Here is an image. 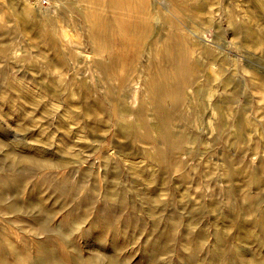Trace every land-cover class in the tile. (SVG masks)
Masks as SVG:
<instances>
[{"label":"bare ground","instance_id":"obj_1","mask_svg":"<svg viewBox=\"0 0 264 264\" xmlns=\"http://www.w3.org/2000/svg\"><path fill=\"white\" fill-rule=\"evenodd\" d=\"M84 1H86V3L90 5V7H93V9L87 10L74 7L70 9L74 14L76 22H79L81 26L82 23H84L87 29L84 40L78 41L75 45L78 53L77 62H79L76 63L77 65L75 64L73 67H70L71 71L74 72L72 79L83 90L80 98L78 99V103H76V106L81 108V113H79L75 109L71 115H65L64 111H57L56 120L57 126L59 127L60 131L64 132L65 136L67 135V137L72 139L76 138L74 139V143H70L67 145L70 148L76 147L75 149H77L78 151L71 152L69 153V155H66L64 153V149H62L59 153L60 155L58 156H62V158L64 157L67 160H60L61 158L58 159L56 156H48L47 153L50 149V142L47 140L42 141L44 145H41V151L44 156L40 157L28 154L27 152L14 153L15 150L10 148L11 146L8 147L7 150L3 149V155L0 157V187L3 189V192H0V213L5 210L4 215H8L11 217L7 219L12 224L18 226L16 228H19L25 235L32 234L36 236L34 247L36 248L38 253L35 256H32L29 250V246L17 247L13 245L9 239L6 241L0 240V264H67L65 256L63 254H60L58 252L59 249L56 248V246L60 244H67L69 247H71L72 250L76 252L74 258L72 257L74 261L72 264H130V262H132V256L128 255L124 258H121L114 252L124 248L127 243L133 244L135 242L136 235L134 234V230L132 231V227H137L140 231L145 229V227H142L143 223L135 218L136 213H133L134 211L129 212L128 214H126L125 212L128 208L131 207L139 206L140 208L141 204L144 202L141 201L142 203L139 204V202H136L133 199H129L126 195L127 189L125 187L118 186L119 177H121V175L123 174H126L134 181H137L138 178L135 175V172L142 175L146 173V169L138 168L137 170L136 165L134 166V164H132L131 162L127 163L126 160H129L132 154H142L143 157L141 158L145 157L147 160H151V163L153 162L157 166H159V170L157 168L158 171L156 170L157 172L155 171L149 177V182L153 184L160 177L161 173L165 174V172L168 171L172 166L175 168H183L184 166H186L187 161L183 160V158L181 160V157L182 155H187L188 157L196 155L199 148H189L187 146V143L197 140V137H195L191 132L187 131L188 129H186V131H176V129L174 128L175 126L173 118L175 117V115L180 114V112L178 113V111H181L186 105H188L187 108L190 107L191 110H194V107H191L193 101H196L201 110H203L204 107V110H208L209 108L206 109L207 107L205 106V104L207 103V96L208 98L210 97L213 99L212 102L214 107L210 105L211 110L214 108L212 112L215 109L218 112V117L216 116L217 120L215 122L216 129L222 134L223 131H229V123L225 118L226 114H223L224 112H222L223 102L221 103V99L219 98V96H215L218 93L217 90H210V87L208 86V88L205 83L203 85L197 84V80L201 79L199 78L200 71L204 70L207 72H205L206 80L211 79L210 71L208 72V65L211 64V62L203 69L204 62H201L198 56L200 53L196 52L195 47L196 45L198 46V44L200 45L201 41L199 38L201 37H199V35L201 34L202 36V32H200L199 35H196L198 36V38H194L192 36L193 33L192 35H190L191 32L188 26L189 22L186 21L187 17L185 18L184 13L181 9L182 5L185 3L183 2L184 0H180V3H183L181 4V7L178 3L179 0ZM211 1L214 2V0ZM186 2L189 3L190 1L187 0ZM215 3L216 2H214L213 4ZM218 4L220 3L218 2ZM196 5L191 6L195 7L196 9ZM104 7L107 8V11L108 8L112 9L114 14H103L101 12V9ZM183 7L185 8V6ZM204 7L206 8V6ZM202 9L204 10V8ZM228 13H231L232 15L231 11ZM37 15V13L30 14L28 16L23 15L18 17V20L20 21V24L29 26L36 25L37 27L40 26L43 32L41 42H44L48 40L50 36L53 37L51 31H55V21L50 17H46L44 18L45 21L40 22L37 20ZM189 20L191 19L189 18ZM210 20H206V22ZM192 23L193 22H191L190 24ZM29 26L26 27L29 28ZM63 28L65 29V27ZM232 28L241 31L247 40L252 39V41H258L257 38L255 39L254 31L256 29L252 30L253 27L246 26V24H240L236 26L233 25ZM232 28L230 29L233 30ZM195 29L196 31H198L199 27L198 29ZM65 30L67 31V29ZM192 31H194V29H192ZM234 31H232V34H234ZM67 33L69 34V32ZM194 33L196 34L197 32ZM58 39L60 40L61 38ZM3 41L6 40L4 39ZM214 41L218 42V40L216 41V39H214ZM258 42H260V38ZM58 43L59 41L57 42V44H51V46L55 48L57 59L63 61L62 63H64L67 52L66 50H60ZM219 43H217V45ZM205 45L206 44L204 43L202 47H205ZM251 45L253 46V42ZM222 48L225 47L222 46ZM205 49L209 52L212 51L209 48L207 49V47ZM205 49L202 48V50ZM220 51L219 53L221 54ZM215 52L218 53L217 50ZM195 53L198 54L195 55ZM203 53L204 51H202V54ZM107 56L112 58V61L110 63L104 61V58ZM216 56L217 54L213 57L216 58ZM204 57L203 59H205ZM235 58H232V60L235 61ZM156 59H160L159 65L152 64V62ZM229 63L230 62H228V64ZM58 65H60V63H57V61L53 58L52 61L49 62L51 71H57L56 67ZM32 67L34 66L32 65L31 68ZM64 68L65 67L63 66L62 69ZM121 69H124V71H121ZM209 70H211V68ZM227 70L229 71V68ZM96 71L102 73L104 79L110 81L117 80V86L110 84L105 88L104 92L96 90L92 85L88 83V78L96 76ZM29 75H31V72L29 73ZM40 77H42V75H40ZM35 78L36 77H34V79ZM214 78L219 79L221 82H224V84L226 83L227 85L232 81L230 73L226 74L221 71H217ZM34 79L31 80L34 81ZM40 79L42 80V78ZM45 81L46 80H44V82ZM142 83L144 84L145 89L144 92L140 94L139 87ZM13 86L18 92H21V86ZM190 86H193L194 88L193 95L195 98L192 97L188 92V88H190ZM229 86L231 85L229 84ZM73 89L75 90V87ZM213 91H216V93H214ZM50 92L52 91L50 90ZM25 98L28 101L37 103L36 105L39 104L29 90L26 92ZM225 100L229 101V99ZM137 102L139 103L137 104ZM170 102H175L176 107L174 109L169 108V104L171 105ZM75 108L77 109V107ZM149 110H152V118H149V116L147 115V112ZM1 113L4 112L2 111ZM196 113H198V111H193V113L189 116L180 114L185 119L184 127L189 128L193 126L194 118H197L195 116L198 115ZM132 115L135 119L130 121L129 117ZM227 118H229V116H227ZM66 119H68V121ZM33 121L34 119H31L28 122L17 121L16 127L19 130L30 132L32 129V127H30V124H32ZM70 123L76 125V127L70 126L72 128L70 129ZM107 123L114 126V128L112 130V133H107L106 136H103L100 134V131L103 130L105 126L104 124ZM237 123L241 124L242 122L240 121ZM240 124H235L234 126L239 125L241 128ZM79 126L84 129L83 132L86 137H89V140L84 139L82 136H79L82 132L81 129H78ZM234 130L235 129H233L232 133L238 132ZM236 135L240 136L243 135V133L241 134V132H238ZM121 136L125 138L131 136L132 139L133 137H135L144 140L151 144V148L145 147L143 149H135L132 146L133 143L128 141V139L123 143L118 142V137ZM229 136H234V134H229ZM109 137L111 139V142L113 143V146L115 147L116 154L118 156L117 161L114 163L111 162L109 160V153L103 154L104 152L94 156V159L97 161L91 160V157L96 153V148H103L105 145H107ZM232 142H235V140ZM34 143H36V141ZM2 144L3 141L2 139H0V147L2 146ZM225 161L228 165L231 164V158L229 154L225 155ZM149 162L150 161H148V164ZM123 163L128 165V167L126 166L127 169L122 167ZM84 165L86 167H84V170L82 171L83 174L81 177V181L76 185H69L70 176L59 179L55 175L56 169H63L65 167L71 166L70 172H77ZM151 165L149 166H154ZM97 169L99 173L100 170L101 172H103L104 170L102 174L104 176L106 190L104 192L103 199L113 201V203H109L110 205L108 206H105L101 202V205H98L97 207L95 204L97 202V199L95 198L94 193H86L84 196L82 195L83 197L81 200H77L81 184H84V181H82V179H85L87 173L96 174ZM11 172H14L15 175L10 176ZM37 172L42 173V176L33 181L35 187L39 191L48 193L49 195H46L47 197H43L40 192L34 193L32 192V190H29L28 196L23 199L21 197V193L26 189L27 183L30 181L31 176H33L32 174H35ZM230 174L232 175V171H229V175ZM99 175H101V173ZM161 179H163V177H161ZM164 179L166 180V178ZM102 180L101 182H103ZM182 181H184L183 178ZM125 182L126 180H124V184H126ZM157 182H160V180ZM93 184L94 186L92 187V189H95L94 187H97L96 183ZM156 187H152L151 190L156 192ZM145 188H147V186ZM226 188L227 186L225 187V189ZM227 191L228 190H226V192ZM232 191L233 189H231V192ZM7 193H10V196H6ZM137 194L140 195V193ZM64 196L68 197L69 200H60V198ZM238 196H240V194ZM244 199L245 204L243 206V214L232 212L231 210H233L234 207L233 205H231L228 206L229 211H225L222 214V217L218 218L222 220L227 228L231 227L235 229L233 235L228 236L225 233L224 227L223 229L216 226L217 228L215 227L214 230L213 241L208 242L207 234L203 226L200 227L198 231L196 230V232H192L187 229V231L179 233V230L176 227V223L180 220V217L177 214L169 213L168 217L166 218L167 222H165L164 224L159 223L157 213L154 209V207L156 205L158 206V204L161 202L159 195L158 193L147 195V201L150 204L147 206L144 205L145 211L149 215H153L155 218H153L154 220L151 229L143 237L144 258L140 257V259H143L144 264H165L161 262L160 256L162 257L163 253L167 254L168 252L173 251L177 255H179V259H181L180 262H175V264H264V208H260L261 198L258 194H248ZM48 200L53 202L51 203L50 207L45 205L46 201ZM59 201L60 203H58ZM216 202V199H214L213 205H217ZM53 206L56 207V209ZM93 207L94 209H98L97 213L94 212ZM62 212H66V214L68 215V219L66 220L67 222L63 224L62 221L64 219L58 222H54L55 216L58 213ZM92 213H94V215L90 220L88 218ZM201 213V210L195 211L193 222H196L195 220L200 218ZM190 219H192L191 216ZM190 219L189 221H191ZM187 220H185L186 223L188 222ZM116 222H120L121 226L120 228H113L111 230V235H113L112 238H110L113 241L111 245L113 246L114 251L94 253V250L90 248L88 255L85 253V256L83 257V254H80L82 253V251L76 244V236L90 235V233L87 232V227H89L88 229L92 228L93 234H96L97 230H99L100 228L101 232H99L100 230L98 231L100 235L96 234L98 236L93 235L91 237H93V239L96 238L100 243L103 244L106 241L105 234L110 232L109 228H111L112 223ZM213 222H217V219L215 218ZM215 225L218 224L215 223ZM141 232H144V230ZM119 239H123L124 243L126 244L123 245V243H120V241H118ZM249 241H251L252 245H255L254 248L250 246L242 247V244L240 242ZM89 242L87 241L85 244ZM64 253L66 254V252ZM8 254H10L11 256L10 259L8 258Z\"/></svg>","mask_w":264,"mask_h":264},{"label":"rangeland","instance_id":"obj_2","mask_svg":"<svg viewBox=\"0 0 264 264\" xmlns=\"http://www.w3.org/2000/svg\"><path fill=\"white\" fill-rule=\"evenodd\" d=\"M186 1L187 0H184L183 2L185 3L183 4L182 2L180 3L179 0L178 3L180 7L181 4H183L181 9L184 13L185 18L187 17L186 21L189 22L188 26L191 32L190 35H192L193 33L192 36L194 38H198V36L196 35L197 34L199 35L200 32H202V36L201 34L199 35V37H201L199 38L201 41L200 45L198 44V46L196 45L195 47H196V52L200 53L198 56L201 62L202 63L204 62L203 69L211 62V64L208 65L209 66L208 72L210 71L211 79L206 80V74H205L206 71L204 70L200 71L199 78L201 79L197 80V84L203 85L205 83L207 87L208 86L210 87V90L211 89L217 90L218 93L215 96H219V98L221 99V103L223 102L222 112H224L223 114H226V116L225 115L224 116L229 123V131L228 130L223 131L222 134L218 132V130L216 129L215 122L217 120L216 116L218 117V112L216 109L214 110L215 113L214 111L212 112V110L214 109L213 108L214 105L212 102L213 99L210 97L209 99L207 96V103L205 104V106L207 107L206 109L209 108L208 110H204L205 107L203 110H201V108L197 105L196 101H193L191 107L192 108L194 107V110L193 109L191 110L190 107L187 108L188 105H186L183 107L181 111H178V113L180 112V114L182 115L184 114L188 116L191 115L193 111L194 112L198 111V113L196 114H198L199 116L198 115L195 116L198 119L194 118L192 127L189 128L184 127L185 119L180 114L175 115V117L173 118V122L175 126L174 128L176 129V131L178 130L186 131V129H188L187 131L191 132L195 137H197V140L187 143V146L189 148H193V149L199 148L196 155L190 157H188L187 155L185 156L182 155L181 157V160L183 158V160L187 161L186 166H184L183 168H175L172 166L168 171L165 172V174L164 173L160 174V177L157 179V181L160 180V182L156 181L153 184L149 182V177L157 170V168L159 170V166H157L153 162L151 163V160H147L145 157L141 158L143 157L142 154H136V153L132 154L129 160L128 159H127L128 161L126 160L127 163L131 162L132 164H134V166L136 165L137 170L138 168L146 169V173L142 175L137 174L135 172V175L138 178L137 181H134L126 174H123L121 175V177H119L118 186L125 187L127 189L126 191L127 197L129 199H133L136 202H139V204L142 203L141 201L144 202L141 204L140 208L139 206L131 207L125 211L126 214L133 211H134L133 213H136L135 218L143 223L142 227H145V229H143L144 232H141L143 230L140 231L137 227H132V231L134 230V234L136 235L135 238L136 240L134 242L135 244L134 243H133L134 245L129 243L126 244L124 243L123 239H119L118 241H120V243L126 245L121 250L114 252L117 256L121 258H124L125 256L128 255L132 256V262H130V264H144L143 259H140V257L144 258L143 237L151 229L154 220L153 218H155L153 215H149L145 211L144 205L147 206L150 204L147 201V195H152L153 193L154 194L158 193L159 195L161 202L158 204V206L156 205L154 207L155 212L157 213L158 216L159 223L164 224L165 222H167L166 218L168 217L169 213L177 214L180 217V220L176 223V227L179 230V233L183 231H187V229H189L192 232L194 231L196 232V230L198 231L200 227L203 226L207 234L208 242L213 241L214 230L216 226L218 228L224 227L225 229L224 228L223 229L225 230V233L228 236L233 235L235 229L231 227L227 228V226L222 222V220L218 218L222 217V214L225 211H229L228 206L231 205H233L234 207L233 210L230 209L232 212L243 214V206L245 204L244 198L246 197V195L258 194L261 198L260 208H264V24H263L264 0H255V1L254 0H214V2H216L215 4H213L214 2L211 0H209V2L208 0L207 1L203 0L204 2L202 0H189L190 1L189 3ZM218 2L220 4H218ZM255 4H257L259 7ZM191 5L193 6L196 5V9ZM183 6H185V8ZM204 6H206V8ZM73 7L87 9V10L93 9V7H90V5L87 4L86 1L84 0H0V41H1L0 42V110L2 109L0 111V139H2L3 141V144L0 147V151H1L0 157L3 155V149L7 150L8 147L10 146H11L10 148L15 150L14 153L27 152L28 154H32L34 156L36 155L38 157L44 156L41 151V147L44 145L42 141L44 140L50 142L49 148L51 150L49 149L47 155L52 157L56 156L58 159L61 158L60 160H67L64 157L62 158V156L60 157L58 156L60 155L59 153L61 152L62 149H64L65 151L64 153L66 155H69V153L71 152L78 151L77 149H75L76 147L70 148L67 145L70 143L71 144L74 143V139L76 138L72 139L67 137V135L65 136L64 132L60 131L59 127L56 124L57 111H64L65 115L66 114L71 115L75 109L76 111L81 113V108L76 106V103H78V99L80 98L83 90L72 79L74 72L71 71L70 67H73L76 63L79 62V61L77 62L78 53L75 45L78 41L84 40L87 29L84 23H82L81 26L79 22L78 23L76 22L74 18V14L70 10ZM202 8H204L205 11ZM227 11L228 12L231 11L232 15ZM101 12L103 14L105 13L106 15L114 14L112 9L108 8L107 11L106 7L102 8ZM34 13L38 14L37 20L40 22L45 21L44 18L46 17H50L55 21V29H54L55 31H51L53 34L51 35L53 37L50 36L49 39L44 42H41L43 32L40 26L37 27L36 25L29 26V25L20 24V21L18 20V17L20 16L23 15L28 16ZM228 14H230L231 16ZM188 16L191 20H189ZM206 20H210L211 22L207 21L208 22L207 23ZM191 22L193 23L190 24ZM71 24L73 25V27ZM215 24L216 26L218 25L217 28ZM232 24L234 26L240 24L241 25L246 24V26L253 27L252 30L256 29L254 31L255 39L257 38V40L259 41L260 38V42L252 41V39L247 40L241 31L232 28L233 26ZM26 26L27 27L29 26V28H27ZM57 27L59 28V30ZM63 27H65L67 31ZM194 27L197 29L199 27L198 29L199 32L196 31ZM230 28H232L233 30H231ZM192 29H194V31H192ZM232 31H234V34H232ZM67 32H69L70 35ZM194 32L197 33L195 34ZM217 33L219 36L217 35ZM58 38H61L60 39L61 41ZM4 39L6 41H3ZM214 39H216V41L218 40V42H215ZM56 41L57 42L59 41L58 44L60 50L63 51L66 50L67 52L64 63H62L63 61L57 59V56L55 54L56 53L55 48L51 46V44H57ZM251 41L253 42V46L251 45L252 44ZM204 43L206 45L205 47H202ZM217 43L221 44L225 48H222V46L219 44L217 45ZM206 47L207 49L209 48L212 51L211 52L207 51L205 49ZM202 48L205 50H202ZM216 50L218 53L215 52ZM202 51H204L203 54ZM213 51L215 52V54ZM219 51L221 52V54L219 53ZM223 51H224V55H226L227 57L223 55ZM198 53H195V55ZM216 54H217L216 58L213 57ZM229 55L232 57H230ZM51 57L55 59L57 63H60V65L56 67L57 71H51L50 69L49 62L52 61ZM203 57L205 59H203ZM232 58L233 59L235 58V61H233ZM213 60L214 61L216 60L215 63ZM104 61L110 63L112 61V58L107 56L104 58ZM226 61L230 62L229 64L231 66ZM159 62L160 59H156L152 62V64L159 65ZM220 64L222 67L220 66ZM223 64H225L226 66ZM30 65L31 66L33 65L34 67L37 68L32 67L33 68L32 69ZM63 66L65 67L64 69H62ZM210 68L211 70H209ZM228 68L230 72L227 70ZM58 69L61 71H59ZM121 71H124V69H121ZM217 71L219 72L221 71L226 74L230 73L232 81L227 85L226 83L224 84V82H221L219 79L214 78ZM30 72L31 75H29ZM40 75H42V77H40ZM232 75L235 77H233ZM34 77L36 78L34 79ZM40 78H42V80ZM43 78L44 80H46L45 81L46 83L44 82ZM31 79H34L35 82L32 81ZM88 83L92 85L96 90L100 92H104L105 88L110 84L117 86L118 81L117 80L110 81L104 79L103 74L100 73L99 71H96V76L88 78ZM229 84L231 86H229ZM13 85L21 86L22 87V88L20 87L21 92H18ZM42 85L43 87L46 86L44 87L45 89L42 87ZM74 87L75 90L73 89ZM139 89H140L139 93L142 94L145 89L143 83L140 85ZM188 89H189L188 90L189 94L192 97H194L193 86L192 87L190 86V88ZM28 90L33 94V96L39 103L38 105H36L37 103H33L31 101L26 100L25 97H26V92ZM50 90L52 92H50ZM214 93H216V91ZM225 99H229V101H226ZM138 103L139 102H137V104ZM170 103L171 105L169 104V108L174 109L176 107L175 102H170ZM74 105L75 107H77V109L74 107ZM210 105L213 106L212 110L210 109ZM197 107H199L200 109ZM2 111L4 113H1ZM147 115L149 116V118H152L153 117L152 110H149L147 112ZM227 116H229V118H227ZM31 119H34V121L32 124H30L31 125L30 127H32L30 132H27L25 130H19L16 127L17 121L28 122ZM134 119L135 118L133 115L129 117L130 121ZM66 120L68 121V119ZM236 121L237 122L241 121L242 123L240 124L237 123ZM235 124L236 125L240 124L241 128L239 125L234 126ZM104 125L105 126L103 130L100 131V134L106 136L107 133H112L114 126L109 125V123ZM70 126L76 127V125L71 123L69 124V128L72 129ZM78 129L82 130L81 133L79 132L80 133L79 136L80 137L82 136L84 139L89 140L88 139L89 137L88 136L86 137V135L83 132L84 129L81 126H79ZM233 129H235L234 131L241 132V134L243 133V135L237 136L236 134L238 132L232 133ZM229 134L230 135L234 134V136H229ZM37 135H39L40 137ZM41 137L44 139H42ZM110 137L108 139L107 145H105L103 148H96L95 151L96 153L91 157V160L97 161L94 159L95 158L94 156L104 152L103 154L109 153L110 156L109 160L111 162L114 163L117 161L118 156L116 154L115 147L113 146ZM130 137L131 136H129L128 138L122 136L118 137V142L123 143L128 139V141L133 143L132 146L135 149L138 148L143 149L145 147L151 148L150 143L135 137H133V139L132 137L131 138ZM33 140L34 142L36 141V143H34ZM234 140L235 142H232ZM229 141L232 143H230ZM226 154L230 155L231 158L230 165H228L225 161ZM131 158L134 160H132ZM148 161H150L149 164ZM149 165L151 166L154 165V166L150 167ZM126 166L128 167L127 164L124 163L122 164V167L125 169H127ZM84 167L86 166L85 165L82 166V168L77 172L76 171L70 172L71 166L65 167L63 169H56L55 175L59 179L70 176L69 185H76L81 181V177L83 174L82 171L84 170ZM229 171H232V175L231 174L229 175ZM103 172H101L100 170L101 175H99L100 173L97 169L96 172L97 175L95 173L86 174L85 179H82V181H84V184H81L79 195L77 197L78 201L81 200L86 193H94L95 198L97 199V202L95 203L97 207L98 205H101V202L105 206H108L113 203L112 200L109 201L103 199L104 192L106 190L105 180L102 174ZM14 175H15L14 172L10 173V176H14ZM32 175L33 176H31L30 181L27 183L26 189L21 193V197L25 199L28 196L29 190H32V192L34 193L40 192L41 195H43V197H47L49 194L39 191L35 187L33 182L36 179L40 178L42 176V173L37 172ZM77 176H79L80 178ZM89 176L92 177L90 178ZM161 177H163V179H161ZM164 178H166V180ZM182 178L184 181H182ZM100 179L101 180L103 179L102 180L103 182H101ZM124 180H126L125 182L126 184H124ZM93 183H96L97 187H94L95 189H92V187L94 186ZM159 183L161 186L159 185ZM134 186L137 187L138 189L135 188ZM146 186L147 188H145ZM154 186L155 187L157 186L156 192L151 190V188ZM226 186L227 188L225 189ZM231 189H233L232 192ZM226 190L228 191L226 192ZM0 192H3V189L1 187H0ZM137 193H140V195ZM239 194L240 196H238ZM6 196H10V193H7ZM214 199H216L217 205H213ZM60 200L68 201L69 199L68 197L64 196L60 198ZM51 203L53 202L48 200L46 201L45 205L50 207ZM58 203H60V201ZM54 208L56 209V207ZM93 210L96 213L98 212L97 208L94 209L93 207ZM197 210H201L203 214L201 213L200 218L195 220L196 222H193L195 217V211ZM4 213L5 210L0 213V240L6 241L9 239L11 243L17 247L29 246L31 255L35 256L38 253V251L34 247V241L36 240V236L32 234L25 235L19 228H16L18 226L8 221L7 218H11V217L8 215H4ZM93 215L94 213H92L88 219L91 220ZM190 216L192 217V219H190ZM215 218L217 219V222H213ZM67 219H68V215L66 214V212H62V213H58L55 216L54 222L63 220L62 222L64 224L65 222H67L66 221ZM189 219L191 221H189ZM185 220H187L188 222L186 223ZM215 223H217L218 225H215ZM120 226H121L120 222L112 223L111 228H109L110 230V232H108L109 234L108 233H107L108 235L105 234L106 241L103 244L100 243L96 238L93 239V237H91L93 235L98 236L96 234L100 235L99 232H101V229L99 228L100 231L97 230V233L93 234L92 228L88 229L89 227H87V232H89L90 235L76 236L75 238L78 248L80 247L79 249H81L82 251V253L80 254L81 255L83 254L82 255L83 257L85 256V253L88 255L90 248L94 250V253H98V252L100 253L104 251L107 252L114 251L113 246L111 245L113 243L111 239L113 235V234L111 235V230L113 228H120ZM137 232L140 234H138ZM87 241L90 242L85 244ZM240 243L242 244V247H248V246L252 248L255 247V245L251 244V241L240 242ZM56 248L59 249L58 252L60 254H63L65 256L67 260V264H72L74 262L72 257L74 258L76 252L72 250L71 247H69L67 244H60L56 246ZM64 252H66V254ZM174 253L175 252L173 251L168 252L167 254L163 253L162 257L160 256L161 262L165 264H175V262H180L181 259H179V255ZM8 258L9 259L11 258L10 254H8Z\"/></svg>","mask_w":264,"mask_h":264}]
</instances>
